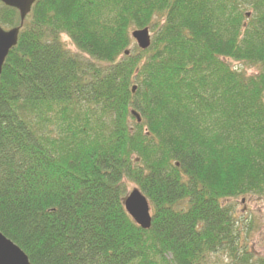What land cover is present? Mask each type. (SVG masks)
I'll list each match as a JSON object with an SVG mask.
<instances>
[{"label":"trees","instance_id":"obj_1","mask_svg":"<svg viewBox=\"0 0 264 264\" xmlns=\"http://www.w3.org/2000/svg\"><path fill=\"white\" fill-rule=\"evenodd\" d=\"M239 198L264 200V0L37 1L0 78V232L32 264H246Z\"/></svg>","mask_w":264,"mask_h":264},{"label":"water","instance_id":"obj_2","mask_svg":"<svg viewBox=\"0 0 264 264\" xmlns=\"http://www.w3.org/2000/svg\"><path fill=\"white\" fill-rule=\"evenodd\" d=\"M38 0H0L9 8L16 9L20 14L21 27L32 12ZM21 27L5 30L0 26V78L3 67L10 52L17 46ZM132 39L141 50H148L152 44V36L149 29L136 30L132 33ZM130 55V51H126ZM134 87L133 92H136ZM133 116L141 123V117L133 112ZM125 209L133 221L143 230H150L153 222L152 210L148 199L143 193L134 189L125 199ZM0 264H32L25 254L14 242L0 232Z\"/></svg>","mask_w":264,"mask_h":264},{"label":"rangeland","instance_id":"obj_3","mask_svg":"<svg viewBox=\"0 0 264 264\" xmlns=\"http://www.w3.org/2000/svg\"><path fill=\"white\" fill-rule=\"evenodd\" d=\"M151 35L153 37L152 33ZM65 41L68 47L73 49L67 38H65ZM135 45L137 46L136 43ZM232 66L242 69L248 74L256 72L254 68L245 67L240 64H232ZM134 189H137L135 185H130L129 193ZM229 204L235 206L234 218L237 221L238 229H240L242 233L239 255L245 258L249 255L247 252L251 254V259L246 264H264V200H259L257 198H239L231 201ZM238 263L245 264L244 262ZM238 263L231 259L226 253H219L208 258V264Z\"/></svg>","mask_w":264,"mask_h":264}]
</instances>
